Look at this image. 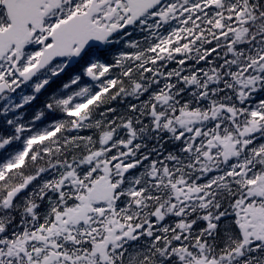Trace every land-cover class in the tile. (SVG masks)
I'll list each match as a JSON object with an SVG mask.
<instances>
[{"label":"snow or ice","instance_id":"snow-or-ice-1","mask_svg":"<svg viewBox=\"0 0 264 264\" xmlns=\"http://www.w3.org/2000/svg\"><path fill=\"white\" fill-rule=\"evenodd\" d=\"M0 264H264V0H0Z\"/></svg>","mask_w":264,"mask_h":264}]
</instances>
